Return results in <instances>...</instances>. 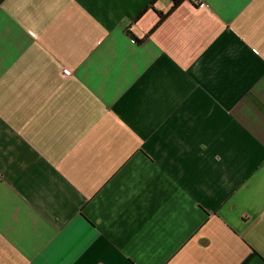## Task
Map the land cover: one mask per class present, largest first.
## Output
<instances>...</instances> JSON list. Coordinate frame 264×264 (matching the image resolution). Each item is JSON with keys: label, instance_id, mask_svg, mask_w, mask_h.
I'll return each mask as SVG.
<instances>
[{"label": "crops", "instance_id": "0c3cea01", "mask_svg": "<svg viewBox=\"0 0 264 264\" xmlns=\"http://www.w3.org/2000/svg\"><path fill=\"white\" fill-rule=\"evenodd\" d=\"M173 6L0 0V264H264V0Z\"/></svg>", "mask_w": 264, "mask_h": 264}, {"label": "trees", "instance_id": "16d2710c", "mask_svg": "<svg viewBox=\"0 0 264 264\" xmlns=\"http://www.w3.org/2000/svg\"><path fill=\"white\" fill-rule=\"evenodd\" d=\"M170 1H172L174 3V6H173V8L171 9V11L168 14H170L171 12H173L178 6H180L186 0H170ZM168 14L167 15H164L163 13L159 12V15L161 17V20L155 26L154 30L157 29L161 25V23L167 18Z\"/></svg>", "mask_w": 264, "mask_h": 264}, {"label": "built area", "instance_id": "2783aa9c", "mask_svg": "<svg viewBox=\"0 0 264 264\" xmlns=\"http://www.w3.org/2000/svg\"><path fill=\"white\" fill-rule=\"evenodd\" d=\"M67 75H69V72H66Z\"/></svg>", "mask_w": 264, "mask_h": 264}]
</instances>
